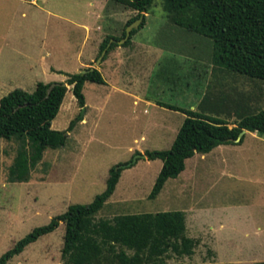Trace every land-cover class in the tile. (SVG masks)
Listing matches in <instances>:
<instances>
[{
  "label": "rangeland",
  "instance_id": "374dc122",
  "mask_svg": "<svg viewBox=\"0 0 264 264\" xmlns=\"http://www.w3.org/2000/svg\"><path fill=\"white\" fill-rule=\"evenodd\" d=\"M112 7L109 0H0V98L14 89L30 93L38 82L63 83L67 75L81 73L82 64L97 51L104 35L118 37L125 22L135 15L125 7ZM143 16L144 25L134 37L139 43H149L154 53L147 97L183 109L202 94L204 102L209 101L212 68L202 54L209 49L208 41L171 33L164 27L169 21L160 0H153ZM187 45L192 47L184 51ZM103 77L108 80L104 70ZM245 85L248 91H243ZM234 86L235 106H225L227 116L202 113L231 123L237 115L263 107V83L236 76ZM81 92L85 112L69 90L50 126L64 131L76 118L84 124H74L63 149H46L40 162L29 170L27 181L9 178L19 142L0 138V256L68 206L90 203L104 189L106 169L131 163L139 154L134 152L136 148L159 151L171 145L174 134L168 131L158 141L140 139L153 134L146 129L150 107L144 108L148 114L143 113L141 106H132L131 100L112 91L110 84L103 88L84 82ZM194 156L193 161L199 154ZM131 164L121 171L118 185L95 215L96 220L179 210L178 200L166 193L172 181H167L154 200L147 199L161 166L159 160L139 158ZM196 169L195 193L208 210L207 226L187 222L186 234L196 241L193 254L170 259L167 264L264 263V236L254 234L257 227H264V143L245 134L239 145L206 158ZM219 225L217 238L205 231ZM63 233L64 225L59 223L6 264H61Z\"/></svg>",
  "mask_w": 264,
  "mask_h": 264
},
{
  "label": "trees",
  "instance_id": "16d2710c",
  "mask_svg": "<svg viewBox=\"0 0 264 264\" xmlns=\"http://www.w3.org/2000/svg\"><path fill=\"white\" fill-rule=\"evenodd\" d=\"M109 1L113 7H125L135 15L125 22L118 37L108 33L104 35L94 59L105 50L100 63L117 46V41L124 38L125 27L142 15L137 29L129 32L121 46L130 43L131 37L144 25L143 14L153 2ZM160 1L169 21L163 23L164 27L180 36L190 35L208 41L209 49L202 54L207 56L212 66L264 84V0ZM189 47L192 46L182 48L187 51ZM162 48L168 51L165 46ZM89 69H84V73L67 75L63 83L38 82L30 93L14 89L0 98V138L19 142L9 169L12 181H27L29 170L40 162L46 149L56 150L64 146L67 133L78 121L77 118L70 121L64 131L53 130L50 124L58 113L67 86L78 107L82 108L83 83H104L97 69ZM160 105L185 117L169 149L143 152L145 159L161 161L160 170L147 195L148 200L157 196L167 180L175 179L183 170L184 161L195 153L206 154L219 145L240 144L243 135L237 143L235 140L241 131L256 133L264 138V105L255 112L237 115L230 128L229 123L205 116L201 111ZM129 166H132L130 161L111 166L104 190L90 203L70 205L64 213L52 217L48 224L34 228L0 256V264H6L27 245L52 232L59 223L64 225L61 264H167L170 259L192 256L196 241L186 236L184 215L180 211L95 219L113 193L121 171Z\"/></svg>",
  "mask_w": 264,
  "mask_h": 264
},
{
  "label": "crops",
  "instance_id": "0c3cea01",
  "mask_svg": "<svg viewBox=\"0 0 264 264\" xmlns=\"http://www.w3.org/2000/svg\"><path fill=\"white\" fill-rule=\"evenodd\" d=\"M134 35L131 37V41L128 45L123 47L117 44L115 48H113L107 53L105 59L101 63H99V66L95 68L99 71L104 82L102 85L99 86L105 88L108 86V84H110V88L112 91L129 98L131 100L132 106L135 107L141 106L143 108L142 112L145 114L146 113L148 114V112L144 108L150 107L152 109L151 112L149 113L150 115H148L146 119L147 120L146 129L153 132V134L151 133L147 137L141 136L140 137L141 140L145 141L146 139H149L152 141L155 140L158 141L162 139L164 135H166V132L168 131L174 134L171 140L172 143L175 134L178 128L180 127L185 116L178 111H173L164 108L160 105L161 103L152 101L147 97V90H146L148 86L147 84L149 83V80L151 78L152 64H155L154 53L152 52L151 50L152 48L151 45H149V43H139L138 41L135 40ZM99 43L100 42H98V45ZM98 45H97V50H98ZM96 54L97 51L93 52L88 56L87 62H84L82 64L84 69L89 68L93 64ZM208 64H209L208 66L212 68L211 71L213 75V85L208 87L210 89L209 92H211V97H209L210 100L204 102L205 95L202 94L200 95V97H198L199 99L195 103L194 102L188 103L189 106L187 109L192 111L200 110L201 112L210 111L213 114L215 113L216 115L225 117L229 114L228 110L225 109V106L230 108L231 107L233 108L235 106V101L233 99V96L235 94L234 84H235L236 76L230 73H226L220 68L212 66L210 63ZM85 66L87 67L85 68ZM103 70L106 72L108 80L103 77ZM109 80L111 81V83L108 82ZM246 87L248 86L245 85L243 91H248V89L246 90ZM69 90L70 88L67 89V91ZM97 97L98 95L96 94V98ZM102 98H103V94H100V99ZM71 104L72 102L68 104V106H71ZM75 104H77L76 101ZM84 107H85V103L82 108ZM87 109H88V105H87ZM83 111L85 112V108ZM84 122L85 121L83 119L77 121V123H81V124H84ZM231 123L228 124V128L233 126ZM73 128L71 129V131L73 130ZM71 131L67 133L66 140L69 133H71ZM245 134H249V136L252 139L264 143L262 136L256 133L243 131V137ZM66 140H65V144H66ZM64 146L58 149H63ZM232 146L234 145H219L206 154H199V157L195 158V161H193L192 159H194L195 157L194 155L198 154L195 153L193 156H191L190 158L184 161V168L175 179L167 180L168 182L169 181L172 182L169 184L170 186H168L166 193L169 198L171 197L173 200H178V204H179L178 208L180 212H182L184 215L185 233L187 231V225H186L187 222L193 224L194 226L195 224L199 226L202 225L207 226V222H206L207 219L205 218V213L208 210H206L204 205L201 203V199L198 197L199 195L195 193V185L197 184L196 177L197 174L199 173L198 170L196 169L198 163L204 161L208 157H213L217 153H220V151ZM153 150L155 149H151L150 151ZM145 151H149V150H141L136 148L134 152H138L139 154L143 155V152ZM141 159L149 161L145 159V157ZM150 161H154V160H150ZM188 163L189 166L187 168ZM109 168L106 169V177ZM159 170L154 175L155 177H153L154 179L152 181V185ZM120 177H121V173L115 187L118 185ZM167 181L163 184L160 192L157 194L156 197L160 195ZM204 227L201 228L203 229ZM220 228L221 225H219L217 229L208 226L207 229H205V231L210 235H212V237L217 238V231ZM260 232L261 235L264 236V227H262V229L257 227L254 231V234L257 235ZM244 235L246 236V234ZM186 236L191 238V236L188 234H186Z\"/></svg>",
  "mask_w": 264,
  "mask_h": 264
},
{
  "label": "water",
  "instance_id": "95a60500",
  "mask_svg": "<svg viewBox=\"0 0 264 264\" xmlns=\"http://www.w3.org/2000/svg\"><path fill=\"white\" fill-rule=\"evenodd\" d=\"M141 20H142V15L139 16V18H137L136 20H134L133 22H131L129 25H127L125 27V30H124V38H122L121 40L117 41V44L118 45H121L125 40L126 38L128 37L129 35V32L132 30V29H137V27L139 26V24L141 23ZM111 42V40H110ZM105 53V50H102L101 53L99 54V56L96 58V60L93 62V64L90 66V69L89 70H92V69H95L100 61H101V58L103 57ZM85 71L83 70L81 73H84ZM49 90V89H48ZM243 135V131H241L236 140H235V143H237L239 141V139L241 138V136ZM144 156L142 154H137L134 156L133 160L131 161V163H133L134 161H136L137 159L139 158H143Z\"/></svg>",
  "mask_w": 264,
  "mask_h": 264
}]
</instances>
